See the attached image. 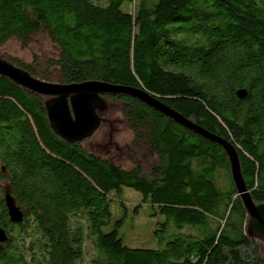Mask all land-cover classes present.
I'll list each match as a JSON object with an SVG mask.
<instances>
[{"label": "trees", "instance_id": "1", "mask_svg": "<svg viewBox=\"0 0 264 264\" xmlns=\"http://www.w3.org/2000/svg\"><path fill=\"white\" fill-rule=\"evenodd\" d=\"M36 35L55 56L0 59L46 82L143 90L230 143L250 198L264 203V0H0V46L24 49ZM49 98L0 75V264H81L88 240L87 264H264L220 146L136 98L103 94L98 127L117 103L131 133L135 160L123 166L83 146L98 127L72 142L54 132ZM6 184L20 223L8 220ZM123 187L161 217L159 231L188 230L162 247L127 246L122 216L103 230L112 203L126 210Z\"/></svg>", "mask_w": 264, "mask_h": 264}, {"label": "water", "instance_id": "2", "mask_svg": "<svg viewBox=\"0 0 264 264\" xmlns=\"http://www.w3.org/2000/svg\"><path fill=\"white\" fill-rule=\"evenodd\" d=\"M0 75L37 94L50 96L44 104L49 125L54 132L69 142L80 141L89 137L98 127L99 120L94 110H102L104 108L100 95L125 94L158 111L174 123L217 144L225 152L231 180L249 217L246 224L247 234L258 238L264 243V203L255 204L250 198L240 174L236 151L226 140L191 122L157 98L136 87L101 81H84L69 84L46 82L28 75L21 69L1 59ZM236 95L242 97L244 90L238 89ZM0 169L2 172L4 171L3 166H0ZM3 204L8 220L11 223H20L23 216L22 209L16 204L7 184L3 186ZM5 240V232L0 227V247Z\"/></svg>", "mask_w": 264, "mask_h": 264}, {"label": "rangeland", "instance_id": "3", "mask_svg": "<svg viewBox=\"0 0 264 264\" xmlns=\"http://www.w3.org/2000/svg\"><path fill=\"white\" fill-rule=\"evenodd\" d=\"M0 51L18 56L27 61L31 59L32 55L37 58H44L48 55L55 56L56 54L49 39L39 35L34 36L24 49L14 41H9L0 46ZM102 118L105 124L100 125L92 136L86 139L83 146L92 152L98 153L103 158H117L123 166L130 165L131 160H135V153L129 146L131 133L123 124L119 105L117 103H109L107 108L103 110ZM150 163L151 161L147 164ZM121 195L126 200V210L112 203L111 219L103 230H107L117 216H122L117 233L123 238V242L127 246L138 248L162 247L170 232H185L188 230V226L177 228L170 223L165 229L159 231L156 222H159L161 217L150 215L147 203L140 200L141 196L138 192L131 188L123 187ZM138 202L137 212L131 219L132 210ZM93 252L92 244L89 240L86 241L84 243V258L81 264H87L89 256Z\"/></svg>", "mask_w": 264, "mask_h": 264}]
</instances>
